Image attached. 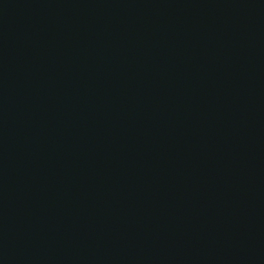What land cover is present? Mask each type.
<instances>
[{
    "label": "water",
    "instance_id": "water-1",
    "mask_svg": "<svg viewBox=\"0 0 264 264\" xmlns=\"http://www.w3.org/2000/svg\"><path fill=\"white\" fill-rule=\"evenodd\" d=\"M0 264H264V0H0Z\"/></svg>",
    "mask_w": 264,
    "mask_h": 264
}]
</instances>
